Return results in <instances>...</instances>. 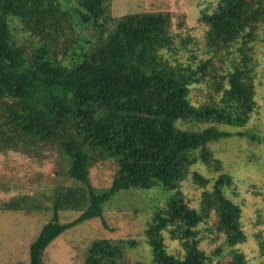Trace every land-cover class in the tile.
Masks as SVG:
<instances>
[{
    "label": "trees",
    "instance_id": "1",
    "mask_svg": "<svg viewBox=\"0 0 264 264\" xmlns=\"http://www.w3.org/2000/svg\"><path fill=\"white\" fill-rule=\"evenodd\" d=\"M110 2L0 0V146L16 149L18 139L56 146L76 185L53 193L52 218L30 244L28 264H42L47 246L66 229L101 219L119 191L155 186L171 194L143 233L151 264H213L197 246L203 232L228 248V264H246L235 249L244 240L240 207L224 193L231 177L219 174L197 207L178 188L188 179L198 188L209 184L191 168L199 163L219 171L208 145L230 133L218 126L241 128L256 108L248 56L230 66L220 53L239 40H256L264 0H215L202 9L204 59L187 49L194 39L172 31L169 13L111 17ZM179 50L188 52L187 63L163 56ZM209 78L219 96L194 106L191 87ZM98 159L112 161L115 170L109 186L96 191L88 174ZM3 208L23 210L14 202ZM67 210L79 215L59 223L58 212ZM164 233L183 245L182 256L168 253ZM135 246L133 240L94 239L82 264H126L125 252Z\"/></svg>",
    "mask_w": 264,
    "mask_h": 264
},
{
    "label": "rangeland",
    "instance_id": "2",
    "mask_svg": "<svg viewBox=\"0 0 264 264\" xmlns=\"http://www.w3.org/2000/svg\"><path fill=\"white\" fill-rule=\"evenodd\" d=\"M215 0H111V17L141 12L169 13L172 31L194 39L188 46L197 59H204L203 32L199 24L200 11ZM182 24V25H178ZM256 40L244 44L235 42L222 54L224 64L233 66L245 55L253 76L256 108L247 124L241 128L218 126L230 136L211 142L208 150L220 162V170L213 171L196 163L191 170L198 171L208 179L203 189L190 179L178 188L181 195L197 207L202 192L210 190L219 174H228L232 184L224 193L240 207V224L244 234L243 242L235 249L242 253L246 264H264V23L256 30ZM23 39L19 42L22 44ZM241 48L245 52H242ZM172 62L187 63L189 54L179 50L175 54L164 52ZM218 63L214 62V66ZM218 68V67H217ZM225 68L221 66L220 70ZM192 86L189 94L194 106L205 103L219 95L213 88L214 80ZM181 129L194 130L191 123H179ZM205 127L200 125L197 128ZM16 149L0 146V264H28L29 246L38 236L42 226L52 218V195L59 189L76 187L66 174L68 162L53 145L16 140ZM115 166L109 160H95L89 168L90 186L96 191L109 186ZM171 194L160 187L151 189H129L116 193L103 207L102 218L83 221L66 229L54 239L43 253L42 264H82L89 243L98 238L133 240L136 246L125 252L126 264H151L150 254L144 238V230L152 212L162 205ZM14 202L23 210H5L3 206ZM26 207V209H24ZM79 215L75 211H59L58 222L72 221ZM168 253L184 254V247L178 241L170 240L164 233ZM206 255H211L213 264H228V248L214 234L203 232L197 245ZM219 250V255L217 251Z\"/></svg>",
    "mask_w": 264,
    "mask_h": 264
}]
</instances>
